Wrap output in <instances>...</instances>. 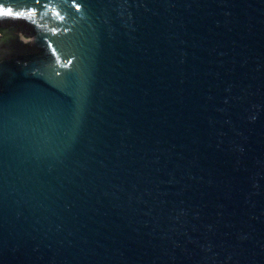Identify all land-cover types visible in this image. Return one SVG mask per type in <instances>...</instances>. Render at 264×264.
Here are the masks:
<instances>
[{
  "label": "water",
  "instance_id": "95a60500",
  "mask_svg": "<svg viewBox=\"0 0 264 264\" xmlns=\"http://www.w3.org/2000/svg\"><path fill=\"white\" fill-rule=\"evenodd\" d=\"M0 264H264V0H0Z\"/></svg>",
  "mask_w": 264,
  "mask_h": 264
},
{
  "label": "flooded vegetation",
  "instance_id": "af4514ba",
  "mask_svg": "<svg viewBox=\"0 0 264 264\" xmlns=\"http://www.w3.org/2000/svg\"><path fill=\"white\" fill-rule=\"evenodd\" d=\"M0 36L4 37L3 35H0Z\"/></svg>",
  "mask_w": 264,
  "mask_h": 264
}]
</instances>
